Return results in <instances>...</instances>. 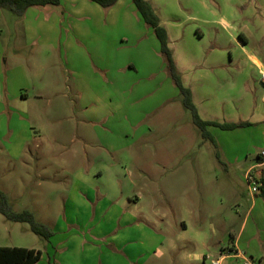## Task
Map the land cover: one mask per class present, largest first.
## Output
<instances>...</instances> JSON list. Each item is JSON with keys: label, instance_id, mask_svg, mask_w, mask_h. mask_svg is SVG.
Wrapping results in <instances>:
<instances>
[{"label": "rangeland", "instance_id": "374dc122", "mask_svg": "<svg viewBox=\"0 0 264 264\" xmlns=\"http://www.w3.org/2000/svg\"><path fill=\"white\" fill-rule=\"evenodd\" d=\"M86 1L91 6L79 16L63 15V10L50 21L43 16L42 30L55 22L57 51L53 59L47 52L38 53L32 65L33 69L45 67L44 71L49 67V74L59 70L64 86L67 82L76 85L78 97L71 95L75 103L52 99L45 107L48 98L37 101V92L47 93L53 87L49 75L43 76L32 82V104L36 102L38 108L32 106L27 119L33 138L30 152L24 154L27 164L22 158L10 160V149H5L9 139H0V190L8 196L13 211L30 210L52 235L46 240L28 223L13 222L0 212V246L45 252L50 240L64 235L57 227L64 215L60 195L73 187L74 174L82 173L95 190L132 189L140 193L144 215H152V207L158 211L160 232L167 233L170 223H180L183 218L191 223L188 236L194 234L196 226H203L214 258L222 248L233 245L231 236L239 234L249 217L243 228L242 250L256 249L254 257L248 255L250 262L264 264V198L250 190L245 176L254 161L245 158L231 162L220 143L237 141L238 148L232 150L242 153L248 144L260 142L264 95L253 79L244 81L240 66L236 90L220 82L222 74L210 71L206 83L201 76L206 61L213 57L225 60L229 50L239 53L230 42L226 50L222 49L220 41L228 38L210 24L212 21L228 32L238 28L248 38V52L264 59V0H154L169 30L170 48L180 70L194 84L200 117L211 110L220 122L243 120L254 125L233 133L207 127L216 144L204 135L194 122L193 112L185 106L152 28L145 23L140 26L138 20L123 13L112 18V8L101 7V14L96 13L92 4H97ZM0 13L1 39L13 45L24 15L2 8ZM198 28L203 36L197 33ZM5 30H11L12 35H6ZM43 43L45 37L37 35L25 42L24 52L32 55ZM214 45L217 49L212 51ZM50 62L55 65L49 66ZM163 73L170 77L171 86L165 85ZM195 85L205 86L206 93L199 94ZM72 113L88 124L77 127L69 118ZM40 139L45 142L43 149L37 145ZM109 168L114 169L112 174ZM185 209L193 214L189 216ZM214 258L210 256L206 263L213 264Z\"/></svg>", "mask_w": 264, "mask_h": 264}, {"label": "crops", "instance_id": "0c3cea01", "mask_svg": "<svg viewBox=\"0 0 264 264\" xmlns=\"http://www.w3.org/2000/svg\"><path fill=\"white\" fill-rule=\"evenodd\" d=\"M148 1L151 2L160 17L161 24L166 27L154 0ZM90 6L86 0H62L58 6L49 5L29 8L24 14V21L19 26L20 29L16 30L17 40L13 45L9 42L5 43L1 39L2 33L0 32V139H9L8 143L6 142L5 144V149H10L8 152L10 160L18 162L22 158L21 161H25V164H27L24 154L30 152L28 150L33 142L27 119L30 118L31 107L38 108L35 105L36 102L32 104L31 91H35V86L32 85V82H36L37 79H42L43 76L48 75L49 80L53 81L52 90L47 93L42 90L37 92L35 96L37 101L40 100V102L48 98L49 103L45 107H49L52 104V99L60 101L70 100L73 105L76 98H72L71 95L75 94L78 97L79 94L76 85H68L67 82L64 86L59 70H51L50 75L48 73L49 67L46 71H44L45 67L43 68L42 66L35 69L32 68L33 61L37 58L38 53L47 52L49 57L53 59L55 58L54 52L57 51L56 39L53 38V36L58 35L55 22L47 29L42 30L40 26L43 25V16L45 20L50 21L54 15L61 14L62 10L63 15L79 16ZM92 6L96 13L101 14L100 5V7H98V4H92ZM135 9L131 0H119L109 14L110 17L116 18L123 13L127 18L138 20V24L143 26L145 22ZM206 21L211 22V20ZM212 22L210 24L214 25L217 31H223L228 38L222 42L220 41L222 49L226 50V44L230 42L231 45H235V49L239 53L235 55L233 50H229L226 51L229 55L227 53L224 54L227 56L225 60H218L213 57L215 59L212 58L206 61V70L201 74L204 82L210 81V75H212L210 71H214L223 75L219 79L221 80L220 82L223 81L224 85H227L229 89L236 90L240 82L238 75L240 73L238 67L240 66L244 70V81L253 79L264 95V83L261 78L264 72V59L248 52V38L244 37L243 33H239L240 30L238 28H233L232 30L230 28V32H228L226 27L221 26L220 23ZM37 23L39 27L36 28ZM0 24L2 25V22ZM79 30L77 29V31ZM151 31L153 30L151 29ZM167 31L170 42V33L168 29ZM5 32H8L6 34L8 36L12 35L11 30H5ZM197 33L200 36L204 35V32H200L199 28ZM37 35L45 37V43L41 45V49L32 55L24 52L25 42L28 43ZM222 45H225V47ZM216 49V45L211 48L212 51ZM174 59L178 70L182 74L184 85L191 89L194 103L198 108V112H200L194 84L186 79L185 73L181 72L175 53ZM53 65L55 64L50 62L49 66ZM169 78L165 73L166 86L167 84L170 86L172 84ZM197 88L199 89V94L202 93V95L207 91L205 86H198ZM166 98L170 99L171 96L167 95ZM206 99L208 100L207 96ZM57 109H61L60 103L57 104ZM207 112L203 118L204 120L224 123L220 122L216 112L211 110H207ZM69 118L77 127L79 124H88L85 118L79 120L75 113H72ZM24 122H26V125ZM232 122L241 121L232 120ZM259 123H261L260 142L255 143V145L248 144L247 150L242 153L232 150L238 148L237 141L219 142L226 148L225 155L231 159V162H242L245 158V160L253 159L254 162L247 171L252 170L261 180L264 178V156H262L264 152V120ZM252 126L254 125L250 124L247 127ZM247 127L228 131L232 133L239 132V129ZM215 128L218 129V127ZM77 137L78 135L76 134ZM80 140H83V137ZM37 145L43 149L45 146L44 139L38 140ZM219 154L220 152L218 151L216 155L218 156ZM108 171L112 174L114 169L109 168ZM73 181V187L68 188L60 195L61 201H64L62 206L64 215L60 217L57 227L61 229L60 235L61 232L64 235L57 236L49 241L47 249L42 252V257L38 264H207L206 261L210 259V256L214 258L215 254L210 252L209 242L203 226H196L194 234L188 236L186 233L190 230L191 223L183 218L180 223L174 225L170 223L167 233L160 232L159 226L161 223L158 219L156 222L158 211L152 207L153 214L144 215L142 209L143 198L140 193H134L135 190L133 192L132 189L122 191L116 188L113 190L108 188L95 190L90 187L88 177L82 173L74 174ZM152 202L156 203V201ZM185 211L189 216L193 214L190 209H185ZM250 212L252 210H249L248 214ZM247 219L245 218L243 228L246 227L245 224L247 225ZM243 228L238 235L231 236L232 241H234L233 245L226 248V250L222 248L221 252H219V257L214 258L212 263L219 262L223 264L228 260H234L235 264H240L237 259H241L244 263L250 262L248 255L253 256L256 249H251L249 250L250 252L242 250ZM250 264L252 263L250 262Z\"/></svg>", "mask_w": 264, "mask_h": 264}, {"label": "trees", "instance_id": "16d2710c", "mask_svg": "<svg viewBox=\"0 0 264 264\" xmlns=\"http://www.w3.org/2000/svg\"><path fill=\"white\" fill-rule=\"evenodd\" d=\"M100 5L103 9L113 8L119 0H89ZM62 0H0V8L10 10L19 16H23L29 8L40 6H58ZM137 11L142 16L145 24L153 29L161 45V54L163 55L167 70L174 84L178 87L184 97V103L187 108L193 112L194 122L204 131V135L212 139L214 144L216 140L209 134L207 127L215 126L223 130H234L245 127L250 123L207 121L200 117L198 109L193 101V94L190 88L184 85L182 74L178 70L174 59L173 50L170 48L169 35L167 29L161 24L160 17L156 13L153 5L148 0H132ZM258 196L264 198V178L260 180V189ZM0 212L8 220L19 223H28L31 230L38 236L49 239L52 235L51 230L44 224L36 221L34 213L30 210L15 212L9 205L8 196L0 190ZM42 251L26 247L0 246V264H38L41 260Z\"/></svg>", "mask_w": 264, "mask_h": 264}, {"label": "built area", "instance_id": "2783aa9c", "mask_svg": "<svg viewBox=\"0 0 264 264\" xmlns=\"http://www.w3.org/2000/svg\"><path fill=\"white\" fill-rule=\"evenodd\" d=\"M262 81L264 83V72L261 75ZM262 156H264V152L262 153ZM246 179L247 182L249 184V188L253 193H258L259 189H260V178L257 176V174L255 172L248 171L246 173ZM214 264H220L219 262H213ZM247 264H250V262H248Z\"/></svg>", "mask_w": 264, "mask_h": 264}]
</instances>
